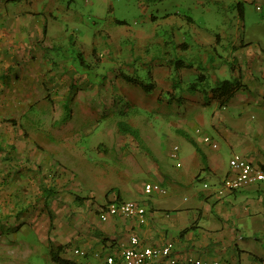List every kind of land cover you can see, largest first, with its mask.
<instances>
[{
  "label": "rangeland",
  "instance_id": "obj_1",
  "mask_svg": "<svg viewBox=\"0 0 264 264\" xmlns=\"http://www.w3.org/2000/svg\"><path fill=\"white\" fill-rule=\"evenodd\" d=\"M237 2L32 0L31 6L26 2L20 8L12 4L10 9L1 12L2 4L0 77L9 71L8 74L18 77L20 83L18 85L14 77H8L11 82H2L3 78H0V216L14 217L12 214L17 209L12 188L14 182L27 177V181L32 180V175L28 174L12 177L13 165L18 164L15 148L18 140L22 146L34 143L35 150L39 151L44 150L40 146H44L46 139H60L71 147L79 140L77 144L81 150L85 149L86 159L91 164L110 163L115 166L110 171H121L124 170L122 165L117 166L115 159L105 157L106 145L99 149V144L107 141L102 134L119 132L121 121L139 131L143 142L139 157L154 163V171L181 177L184 196L192 197L204 189L205 182L195 178L197 164L190 160L192 155L197 159L192 143L184 138L166 141L165 137L187 133L192 114L206 111L205 105L201 104L207 94L211 95L205 91L206 85L196 86L198 93L190 89L197 77L209 75V67L204 61L195 62L194 57L200 50L196 45L210 52L214 40L222 41L226 37L235 40L243 31L250 39L264 41V17L257 11L260 3H243L242 21ZM8 3L7 0L5 5ZM23 13L28 14L21 15ZM27 19L31 23H22ZM43 26L48 29L44 39L41 38ZM24 36L29 47L38 48L36 51L35 48L25 49ZM18 41L21 47L16 44ZM176 60H181L185 67L178 70L174 66ZM200 65L204 68H198ZM124 76L138 78L145 84L154 83V90L146 93L127 83ZM38 85H45L46 91L36 92ZM87 91L89 93L85 95L80 93ZM85 97L89 98L88 103ZM66 104L71 108L69 118L66 117ZM86 118L94 122L87 131L82 121ZM176 145L180 147L179 158L173 159L170 153ZM211 151L223 170L237 154L220 143L218 150ZM23 156L26 158H22L21 165L30 172L28 167L33 166L30 155ZM178 162L183 163L182 169L176 167ZM202 164L205 165L203 160ZM129 170L134 174L133 165ZM51 171L50 183L54 189L68 185L60 171ZM99 171L104 173L97 172L93 187L85 182L87 175L85 178V175L76 174L68 175L69 185L81 192V196L91 193L90 188L97 195H109L113 186H121L116 174H107L106 169ZM4 172L5 179L2 177ZM145 175H139V178L148 180ZM202 176L207 177L205 172ZM143 183L136 180L130 200L149 196L141 197L137 186L142 187ZM125 195L124 192L123 196L127 198ZM28 238L37 245L35 253H15L14 249L25 248L8 246L9 252L0 250V264H54L48 250L34 240V235L30 234ZM254 244L264 251V243L256 241ZM76 260L82 262L83 257L77 256Z\"/></svg>",
  "mask_w": 264,
  "mask_h": 264
},
{
  "label": "crops",
  "instance_id": "obj_2",
  "mask_svg": "<svg viewBox=\"0 0 264 264\" xmlns=\"http://www.w3.org/2000/svg\"><path fill=\"white\" fill-rule=\"evenodd\" d=\"M6 1L0 0V6L4 5L1 12L6 8L10 9L12 4L20 8L24 7L22 3L26 2L31 6L32 2V0L19 4L9 2L5 5ZM254 2L260 3L257 5V11L262 12L264 17V0H238L237 5L239 11L243 13V19L245 14L243 3ZM22 21L27 25L31 23L29 19ZM15 35L17 36L18 32ZM20 36L19 33V40ZM46 36L41 34L42 39ZM23 40L27 49L29 44L25 36ZM16 44L21 47L19 41ZM196 46L200 48L194 57L196 64L198 61L200 63L204 61L209 67V71L206 70L204 74L208 71L210 76L201 78L200 82L199 77H202L200 75L195 83L197 87L201 84L206 85L205 91L211 94L206 93V100L201 102L205 105L206 111L199 115L192 114L193 120L189 121L187 133L176 137L168 136L165 140L174 142L184 138L189 143H192L189 139L195 143V146L191 145L196 150L197 159L190 153L192 155L190 160L197 164L198 172L195 178L210 185V189H201L192 197L184 196L186 194H183L180 176L154 171V163L150 164L146 159L139 157L143 151L141 135L136 141L120 131L112 135L108 134V131L102 134L107 141L106 144H99V149L103 144L106 145L105 157L115 159L117 166L122 165L124 170L121 171L116 169L110 171L115 167L110 163L91 164L86 159L85 149L83 151L78 146L79 140L71 147L60 139H46L44 146H40L43 151L35 150L34 143L31 142L27 146H22V142L18 140V144H15L18 164L13 165L12 177L14 178L15 174H28L32 175V180L27 181V177L23 181L19 179V182H14L15 185L12 187L14 194L16 198L19 196L14 202L17 209L12 214L14 215L12 219L6 218L5 215L0 216L1 251L9 252L10 249L6 247L14 249L22 245L20 248L25 250L14 249L13 252L35 253L37 245L29 238L26 239L32 234L34 240L48 250L49 258L51 246L54 245L64 248L62 256L69 260L79 264H98V254L118 255L129 245L130 238L137 236L144 247L171 244L174 257L184 263L187 258L192 257L208 264H264V251L254 244L256 241L264 243V183L219 195L216 189L230 172V165L226 170L221 169L218 158L211 154L212 147L205 146L206 143L203 142V138L209 136L218 145L220 143V146L230 149L233 154H241L254 165L264 169V41L259 38L250 39L243 31L235 40L228 37L222 41L214 40L210 44L212 47L210 52L199 45ZM32 48H35V51L38 49L30 46L29 50ZM198 68L204 67L200 65ZM9 77L11 79L14 76L9 74ZM226 86L232 87L227 95L229 99L221 97L219 93V90L223 91ZM197 87L193 89L195 93L200 92ZM35 91H46L45 85H38ZM14 92L17 93L16 90ZM80 93L85 95L89 92ZM84 99L89 102V98ZM82 121L87 127L86 131L94 123L87 118ZM206 147L210 151L205 149ZM92 149L95 150L94 146ZM97 151L100 153V150ZM23 155H30L29 160L33 164L28 167L30 172L24 170L21 165L22 158H26ZM202 160L205 165L202 164ZM130 165L135 168L134 174L130 173ZM176 167L182 169L184 165L178 162ZM54 169L60 171L67 186L64 185L58 190L53 188L50 175ZM99 169H106L107 174H116L115 176L121 180V186H113L109 195H97L90 188L91 193L81 196V192H77L69 185L68 175L76 174L85 175V178L87 175L85 182L93 187L97 172L104 173ZM203 172L207 177L202 176ZM5 173L2 174L3 179ZM144 173L148 180L139 178V175ZM139 179L144 181L142 187L137 186L141 197L146 196L144 188L148 183L161 185L168 194L166 196L152 194L145 198L130 200L133 196V186ZM210 179L212 182L208 183ZM124 192L128 195L127 198H124ZM111 201L141 203L147 210L146 223L140 224L137 219L120 216H112L107 221H102L100 214ZM76 250L86 253L82 262L76 260L77 256L74 254Z\"/></svg>",
  "mask_w": 264,
  "mask_h": 264
},
{
  "label": "built area",
  "instance_id": "obj_3",
  "mask_svg": "<svg viewBox=\"0 0 264 264\" xmlns=\"http://www.w3.org/2000/svg\"><path fill=\"white\" fill-rule=\"evenodd\" d=\"M258 10H260L258 8ZM203 142L214 150L219 149V145L209 136L203 138ZM180 148L176 145L171 150L173 159L179 158ZM180 166V164H178ZM264 183V169L254 165L241 154H235L230 161V172L222 180L221 185L216 189L219 195L234 193L243 190L249 185ZM145 194H158L166 196L167 190L159 184L148 183L145 185ZM204 189H210V185L204 184ZM147 210L144 205L136 201H111L101 212L100 219L107 221L109 217L120 216L124 218L137 219L140 224L146 223ZM172 245L166 244L162 247H144L137 236H132L129 245L124 247L118 255L99 256L98 264H208L207 262L193 259H186V263L179 261L172 253ZM76 256L85 257L84 251H74ZM217 264V263H216Z\"/></svg>",
  "mask_w": 264,
  "mask_h": 264
},
{
  "label": "trees",
  "instance_id": "obj_4",
  "mask_svg": "<svg viewBox=\"0 0 264 264\" xmlns=\"http://www.w3.org/2000/svg\"><path fill=\"white\" fill-rule=\"evenodd\" d=\"M23 1L25 0H8V2L10 3H16V4H19V3H22ZM146 1H149V2H157L158 0H146ZM240 12V11H239ZM239 15L241 16V19H243V13L240 12ZM154 19V18H153ZM190 19V18H189ZM118 24H125L124 22L122 21H117ZM43 34L44 36H46L47 34V29L46 27H44V30H43ZM186 46L183 47V49H185ZM174 66L179 70V69H182L184 68V64L181 60H176L175 63H174ZM9 71L7 72H4L3 75H1L0 78H3L2 82H7L9 81L10 79L8 78L9 77ZM202 77H199V80L201 82V78H204V75H201ZM152 78V77H151ZM123 79L135 86V87H140L144 92L146 93H150L154 90V83H148V84H145L144 82H142L141 80H139L138 78H134V77H128V76H124ZM11 82V80H10ZM16 83H20V80L18 79V77H16V80H15ZM196 84L194 86H191L190 89L193 90L196 88ZM223 90V88H222ZM232 90V87L231 86H226L225 89L223 91H221V89L219 90V93H220V96L221 97H224L226 99H229L230 97L227 96L229 94V92ZM221 91V92H220ZM224 103H226V101H224ZM222 103V104H224ZM65 108L67 110V116L66 117H70L71 116V108L69 107V104H66L65 105ZM14 122V121H12ZM118 129L119 131L124 134V135H130L131 137H133L136 141L139 139V131L133 127H131L130 125H128L127 123L121 121L118 123ZM187 139H189L188 137H186ZM190 142H192V144L195 146V143L189 139ZM50 192V191H49ZM51 193L54 194V191L51 190ZM64 250V248L60 247V246H54L52 245L51 246V250H50V259L51 261L54 263V264H79V263H76L72 260H69L65 257L62 256V251Z\"/></svg>",
  "mask_w": 264,
  "mask_h": 264
}]
</instances>
